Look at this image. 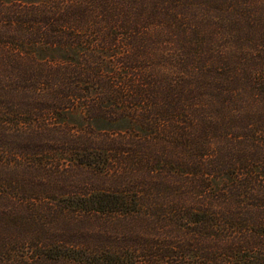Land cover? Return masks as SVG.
I'll return each mask as SVG.
<instances>
[{
	"label": "trees",
	"instance_id": "obj_1",
	"mask_svg": "<svg viewBox=\"0 0 264 264\" xmlns=\"http://www.w3.org/2000/svg\"><path fill=\"white\" fill-rule=\"evenodd\" d=\"M0 264H264V0H0Z\"/></svg>",
	"mask_w": 264,
	"mask_h": 264
}]
</instances>
